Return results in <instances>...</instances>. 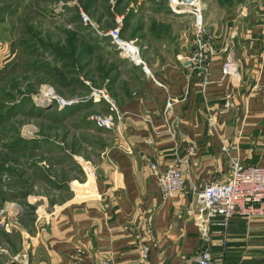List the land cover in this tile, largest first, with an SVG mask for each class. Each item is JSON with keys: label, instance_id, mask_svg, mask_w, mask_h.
Masks as SVG:
<instances>
[{"label": "crops", "instance_id": "1", "mask_svg": "<svg viewBox=\"0 0 264 264\" xmlns=\"http://www.w3.org/2000/svg\"><path fill=\"white\" fill-rule=\"evenodd\" d=\"M126 1L118 5L113 22H121L123 37L135 39L149 72L125 59L129 64L122 66L129 75L118 78L109 93L124 116L120 133L112 130L113 145L103 149L97 161L96 190L77 187L76 196L92 195L65 197L45 218L37 219L30 249L24 250L32 264L132 260L142 244L150 247V264L189 262L205 245L193 223L195 196L180 192L162 199L149 163L164 169L175 149L185 154L194 145L196 154L183 171L187 185L225 178L224 145L243 162L264 165V149L257 146L253 151L241 138L248 134L243 128L253 125L258 133L264 127V17L255 12L254 19L243 10L216 17L205 11L216 52L202 89L203 72L186 60L195 47L191 17L171 12L165 0ZM224 42L232 46L237 63L238 72L231 77L221 74ZM228 91L235 106L220 113ZM168 97L172 106L165 111ZM101 104L105 109L99 112H107L108 103L100 100L97 106ZM209 114L216 119L215 129ZM216 220L211 221L207 242L212 264H264V215H233L225 233ZM17 257L0 254V264H20Z\"/></svg>", "mask_w": 264, "mask_h": 264}, {"label": "rangeland", "instance_id": "2", "mask_svg": "<svg viewBox=\"0 0 264 264\" xmlns=\"http://www.w3.org/2000/svg\"><path fill=\"white\" fill-rule=\"evenodd\" d=\"M122 2L0 0V254L8 258L29 251L37 219L53 206L92 195L74 192L95 180L101 151L114 143L112 130L89 119L105 109L90 91L102 89L111 98L115 81L129 75L122 66L129 63L102 35L120 22L113 15ZM201 3L216 17L241 10L264 17V0ZM60 98L79 99L60 107ZM247 128L241 137L247 148L264 149V127Z\"/></svg>", "mask_w": 264, "mask_h": 264}, {"label": "built area", "instance_id": "3", "mask_svg": "<svg viewBox=\"0 0 264 264\" xmlns=\"http://www.w3.org/2000/svg\"><path fill=\"white\" fill-rule=\"evenodd\" d=\"M169 10L175 14L188 13L192 19L194 51L186 60L194 68L203 72L202 89L208 83L209 61L216 52L215 36L209 30L205 21L203 5L201 0H165ZM83 21H90L88 16L81 13ZM107 36L117 49L118 54L136 65H140L147 71L145 62L140 54V47L134 39H128L121 35L120 24L102 32ZM225 53L221 65L222 77H231L237 74L238 68L234 52L229 42L223 43L221 47ZM90 97L93 101H100L102 98L108 103L107 112H94L89 119L96 126L104 129L114 130L120 133L119 123L123 113L116 107L104 90L92 88ZM79 98L71 100L58 99L59 105L72 103ZM172 106V98L165 101L164 110ZM235 106V99L232 92L223 96L220 113H225ZM208 122L212 129L217 126L216 119L208 115ZM167 131L172 134L171 128ZM230 145H224L222 150L228 156V171L223 180H213L202 184L187 185L183 178L184 168L190 163L191 157L196 154L194 145L187 147L185 154H180L177 149L174 151L172 161L164 169H159L154 162L149 167L154 175L156 186L162 199L170 198L180 192H191L195 196L193 223L200 232V237L205 245L194 255L191 261L184 264H212L213 255L207 244L209 239L210 224L216 218V225L221 227L225 233V227L233 215H243L247 218L264 215V165L257 163L243 162L238 156L231 154ZM191 213V210H187ZM149 245L142 244L136 259L118 261L112 258L104 259L101 264H150ZM20 264H32L28 254L21 252L17 254Z\"/></svg>", "mask_w": 264, "mask_h": 264}, {"label": "bare ground", "instance_id": "4", "mask_svg": "<svg viewBox=\"0 0 264 264\" xmlns=\"http://www.w3.org/2000/svg\"><path fill=\"white\" fill-rule=\"evenodd\" d=\"M147 71L149 72V70H147ZM88 182L89 181H87L84 184V186H86V188H84L85 191H87V192L95 191L96 190V188H95V180L92 179L89 183ZM84 189H82V190H84Z\"/></svg>", "mask_w": 264, "mask_h": 264}]
</instances>
